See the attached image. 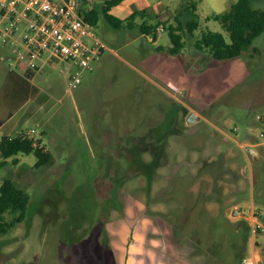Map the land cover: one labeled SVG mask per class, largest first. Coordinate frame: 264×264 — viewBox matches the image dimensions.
<instances>
[{"label": "rangeland", "instance_id": "1", "mask_svg": "<svg viewBox=\"0 0 264 264\" xmlns=\"http://www.w3.org/2000/svg\"><path fill=\"white\" fill-rule=\"evenodd\" d=\"M105 1L90 6L105 47L79 83L70 63L41 59L17 71L38 91L11 108L0 43V136L33 129L50 152L39 167L33 152L0 154V180L29 196L24 220L0 234V264H241L255 255L264 264V231L252 229L264 227V31L241 54L215 59L196 40L210 30L229 41L211 15L236 0H148L120 27L105 18ZM252 6L264 10V0ZM130 12L122 4L115 13ZM142 22L159 27L142 33Z\"/></svg>", "mask_w": 264, "mask_h": 264}, {"label": "trees", "instance_id": "2", "mask_svg": "<svg viewBox=\"0 0 264 264\" xmlns=\"http://www.w3.org/2000/svg\"><path fill=\"white\" fill-rule=\"evenodd\" d=\"M122 0H106L101 11L105 18L114 27H120L124 23H132L135 16L142 14L145 10H134L126 17H119L111 12V9ZM191 18L186 21V28L189 32L198 26L197 15L195 13L196 4L189 2ZM100 11V10H99ZM98 16L97 7L93 6L90 10L84 11V17L95 24ZM212 18L218 20L224 30L229 33V41L218 31H207L196 40V46L200 49L205 48L215 59H224L237 56L247 50L254 39L264 31V10L252 6V0H236L222 12L214 13ZM160 22V21H158ZM146 24L142 22L140 31L142 33L156 32L159 23ZM164 27V25H163ZM169 25L168 32L171 40L178 47L183 46V40L176 29ZM253 52H256L253 50ZM38 88L13 69H8L1 87L3 100L11 106L25 101L30 95H34ZM14 106H11L13 108ZM16 152H33L37 161L35 166L39 167L50 158V152L41 145L40 139L30 136L27 132H20L15 135L0 136V154L9 157ZM29 196L26 190L18 186L12 178L0 180V234H4L12 229L18 222L24 220L26 216ZM5 213L10 216L5 217Z\"/></svg>", "mask_w": 264, "mask_h": 264}, {"label": "built area", "instance_id": "3", "mask_svg": "<svg viewBox=\"0 0 264 264\" xmlns=\"http://www.w3.org/2000/svg\"><path fill=\"white\" fill-rule=\"evenodd\" d=\"M92 1L0 0V43L8 48L9 69L32 72L39 68V60L48 62L55 56L74 66L69 79L79 83L82 71L92 68L105 47L84 17ZM240 146L245 152L255 153L252 145ZM252 229L264 231L260 225ZM259 258L255 255L241 264H258Z\"/></svg>", "mask_w": 264, "mask_h": 264}, {"label": "crops", "instance_id": "4", "mask_svg": "<svg viewBox=\"0 0 264 264\" xmlns=\"http://www.w3.org/2000/svg\"><path fill=\"white\" fill-rule=\"evenodd\" d=\"M122 4L124 5V7H126V8L129 9V12L130 11L133 12L134 10H143V9H145V7L152 6L151 2H149L148 0H122L119 4H117L116 6H114L111 9V12H113L116 15H118L119 17H126V16H128L131 12L130 13H126V14L115 13L117 11V9H119V7ZM158 5H160V4H158ZM155 15H157V16L160 15V11H156L155 12ZM159 21L161 22V19H159Z\"/></svg>", "mask_w": 264, "mask_h": 264}, {"label": "water", "instance_id": "5", "mask_svg": "<svg viewBox=\"0 0 264 264\" xmlns=\"http://www.w3.org/2000/svg\"><path fill=\"white\" fill-rule=\"evenodd\" d=\"M194 117H195L194 112H191V113L189 114V116H188V121L190 122L191 120L194 119ZM239 211H241V210H240V209H235L234 212H233V214H237V212H239Z\"/></svg>", "mask_w": 264, "mask_h": 264}]
</instances>
